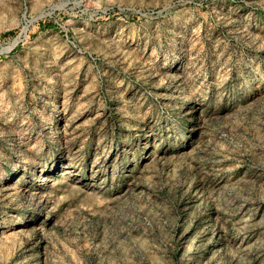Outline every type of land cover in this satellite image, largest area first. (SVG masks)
<instances>
[{
	"label": "rangeland",
	"instance_id": "rangeland-1",
	"mask_svg": "<svg viewBox=\"0 0 264 264\" xmlns=\"http://www.w3.org/2000/svg\"><path fill=\"white\" fill-rule=\"evenodd\" d=\"M0 264H264V0H0Z\"/></svg>",
	"mask_w": 264,
	"mask_h": 264
}]
</instances>
